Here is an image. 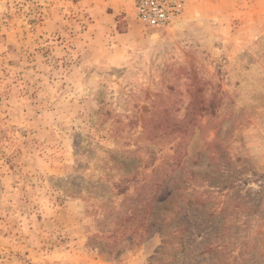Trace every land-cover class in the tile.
<instances>
[{
	"label": "rangeland",
	"instance_id": "rangeland-1",
	"mask_svg": "<svg viewBox=\"0 0 264 264\" xmlns=\"http://www.w3.org/2000/svg\"><path fill=\"white\" fill-rule=\"evenodd\" d=\"M89 4L0 0V264H153L169 196L192 263L264 264V0L127 41Z\"/></svg>",
	"mask_w": 264,
	"mask_h": 264
},
{
	"label": "trees",
	"instance_id": "trees-1",
	"mask_svg": "<svg viewBox=\"0 0 264 264\" xmlns=\"http://www.w3.org/2000/svg\"><path fill=\"white\" fill-rule=\"evenodd\" d=\"M211 112V111H210ZM132 180H121L119 184L115 185V189L121 194L126 189L131 188V186H134V188L142 189L143 186L141 182H139L138 177L136 176V173L133 174ZM131 181V182H128ZM171 196L166 198L160 206L157 208V211L164 210V213L162 214L160 221V232L164 235V239L162 241V245L158 249L157 256L152 259L153 264H216L217 260L215 258L216 255H221L223 250L226 249L228 246L221 243H215L210 244L206 243L200 246L202 247V250L200 252H196L197 254L194 256V261L191 262V258L188 256V253H190L189 244L186 243V238L183 234H181L184 229H180L181 222H178V225H171L173 216L170 213L171 209L169 206L173 203ZM139 204V202H137ZM133 208L134 213L135 209H137V205ZM131 214V215H132ZM110 230H107L105 232H109ZM178 231V233H177ZM217 229L212 230L210 236L217 237ZM131 236H127L128 238L125 240L126 244H132L133 238ZM114 240L117 238L116 236L113 237ZM177 239V240H176ZM230 247L235 248V246L231 245ZM231 248V250H232ZM122 251V250H120ZM121 252H119L120 254ZM202 256V257H201Z\"/></svg>",
	"mask_w": 264,
	"mask_h": 264
},
{
	"label": "crops",
	"instance_id": "crops-1",
	"mask_svg": "<svg viewBox=\"0 0 264 264\" xmlns=\"http://www.w3.org/2000/svg\"><path fill=\"white\" fill-rule=\"evenodd\" d=\"M88 12L94 17L97 16V18L95 19H98L99 22H95L93 24H98V26L102 28L103 33H105L106 29L110 31L112 29H115L118 21H122L123 23H126V31L118 33L116 39L119 40L120 38L127 41V39H129L128 36L133 35L130 29L133 22L132 0H90V4L88 5ZM117 15L121 16L120 20H116ZM123 45H125V43Z\"/></svg>",
	"mask_w": 264,
	"mask_h": 264
},
{
	"label": "built area",
	"instance_id": "built-area-1",
	"mask_svg": "<svg viewBox=\"0 0 264 264\" xmlns=\"http://www.w3.org/2000/svg\"><path fill=\"white\" fill-rule=\"evenodd\" d=\"M137 19L146 27L161 28L177 20L185 0H133Z\"/></svg>",
	"mask_w": 264,
	"mask_h": 264
}]
</instances>
